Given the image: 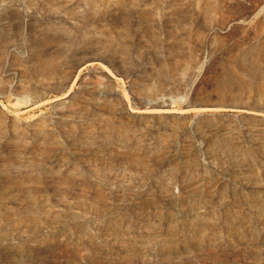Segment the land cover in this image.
<instances>
[{
  "label": "rangeland",
  "instance_id": "rangeland-1",
  "mask_svg": "<svg viewBox=\"0 0 264 264\" xmlns=\"http://www.w3.org/2000/svg\"><path fill=\"white\" fill-rule=\"evenodd\" d=\"M0 264H264V0H0Z\"/></svg>",
  "mask_w": 264,
  "mask_h": 264
},
{
  "label": "water",
  "instance_id": "water-1",
  "mask_svg": "<svg viewBox=\"0 0 264 264\" xmlns=\"http://www.w3.org/2000/svg\"><path fill=\"white\" fill-rule=\"evenodd\" d=\"M136 106H137L138 108H140V109H143V108L146 106V104L143 103V102H136ZM201 107H202V106H201Z\"/></svg>",
  "mask_w": 264,
  "mask_h": 264
}]
</instances>
